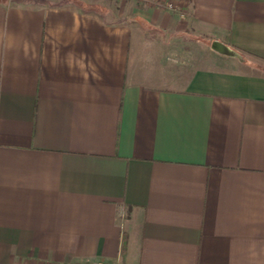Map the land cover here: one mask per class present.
<instances>
[{
  "label": "crops",
  "instance_id": "1",
  "mask_svg": "<svg viewBox=\"0 0 264 264\" xmlns=\"http://www.w3.org/2000/svg\"><path fill=\"white\" fill-rule=\"evenodd\" d=\"M98 262L264 264V0H0V264Z\"/></svg>",
  "mask_w": 264,
  "mask_h": 264
},
{
  "label": "rangeland",
  "instance_id": "2",
  "mask_svg": "<svg viewBox=\"0 0 264 264\" xmlns=\"http://www.w3.org/2000/svg\"><path fill=\"white\" fill-rule=\"evenodd\" d=\"M84 1L88 4L89 7H94V6L95 7H97V6H99V7H104V6H106V7H109V6L110 7H113L114 6V2L116 0H84ZM118 4L122 6V3L121 2L118 3ZM125 4H126L125 7H127L130 4V1H126ZM210 44H208L207 52H205V53L203 52L204 51L203 46L200 47V54H201V57L209 55L208 59L211 60V57H212L211 56V54H212L211 47H212V45H210ZM235 53L237 54V56H229V57H236L237 58L240 55L237 52H235ZM225 57H228V56L222 55V54H219V53L215 52L216 66H217L218 69H219V67L225 68L226 66H229L227 63H225V60H227V58H225ZM229 61H231V60H229Z\"/></svg>",
  "mask_w": 264,
  "mask_h": 264
},
{
  "label": "water",
  "instance_id": "3",
  "mask_svg": "<svg viewBox=\"0 0 264 264\" xmlns=\"http://www.w3.org/2000/svg\"><path fill=\"white\" fill-rule=\"evenodd\" d=\"M212 48L215 52L222 54V55H226V56H237V54L232 51L229 47H227L226 45L222 44L221 42H213Z\"/></svg>",
  "mask_w": 264,
  "mask_h": 264
},
{
  "label": "built area",
  "instance_id": "4",
  "mask_svg": "<svg viewBox=\"0 0 264 264\" xmlns=\"http://www.w3.org/2000/svg\"><path fill=\"white\" fill-rule=\"evenodd\" d=\"M165 7H167L168 9H170L172 11H175V12H178V13L182 14L181 11H180V8L176 7L173 3H168V4H166ZM23 264H27V263H23ZM97 264H106V263L98 262Z\"/></svg>",
  "mask_w": 264,
  "mask_h": 264
}]
</instances>
